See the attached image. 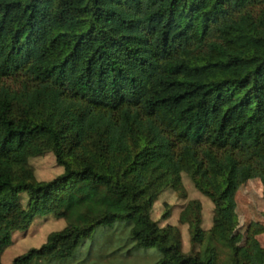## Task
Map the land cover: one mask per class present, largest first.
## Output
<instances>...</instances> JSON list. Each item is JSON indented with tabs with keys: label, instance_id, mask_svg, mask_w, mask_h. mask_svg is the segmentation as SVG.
Returning <instances> with one entry per match:
<instances>
[{
	"label": "trees",
	"instance_id": "16d2710c",
	"mask_svg": "<svg viewBox=\"0 0 264 264\" xmlns=\"http://www.w3.org/2000/svg\"><path fill=\"white\" fill-rule=\"evenodd\" d=\"M252 1L0 0V264L13 232L49 213L68 223L11 264L73 256L117 225L159 251L148 264H219L214 239L224 264H264L258 238L231 237L241 179L264 183V7ZM18 73L19 86L3 79ZM48 150L64 171L40 180L29 158ZM183 170L215 202L209 231L191 221L195 254L151 216Z\"/></svg>",
	"mask_w": 264,
	"mask_h": 264
},
{
	"label": "rangeland",
	"instance_id": "374dc122",
	"mask_svg": "<svg viewBox=\"0 0 264 264\" xmlns=\"http://www.w3.org/2000/svg\"><path fill=\"white\" fill-rule=\"evenodd\" d=\"M264 7V0H253L247 9L258 13ZM26 77L24 73L4 76V81L12 87L19 86ZM145 140L142 139L141 142ZM131 147L135 152L132 143ZM29 163L37 179L50 180L64 171L53 150L31 156ZM21 200L24 206L28 194L23 192ZM237 225L231 237L234 242L244 244L248 236L253 235L264 245V183L259 176L244 177L235 192ZM215 202L197 186L195 178L188 171H181L180 180H168L159 187V193L151 207V216L161 226H172V231L181 241L187 254L203 251L205 243H196L192 239L191 221L200 217V225L209 231L214 223ZM68 223L66 217L55 215H36L27 228L13 232L12 243L2 253V261L11 264L13 259L33 246H40L53 230L63 228ZM220 252L219 264L229 258L228 246L214 239ZM160 257L157 249L142 247L131 241L129 228L117 225L101 228L81 244L73 256L58 259H40L36 264H148ZM227 264V263H225Z\"/></svg>",
	"mask_w": 264,
	"mask_h": 264
}]
</instances>
